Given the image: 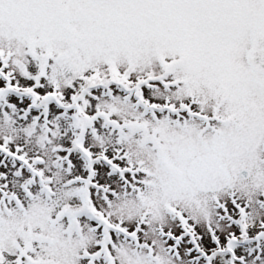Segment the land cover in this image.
Wrapping results in <instances>:
<instances>
[{
  "label": "snow or ice",
  "instance_id": "6c2138e0",
  "mask_svg": "<svg viewBox=\"0 0 264 264\" xmlns=\"http://www.w3.org/2000/svg\"><path fill=\"white\" fill-rule=\"evenodd\" d=\"M0 264H264V0H0Z\"/></svg>",
  "mask_w": 264,
  "mask_h": 264
}]
</instances>
